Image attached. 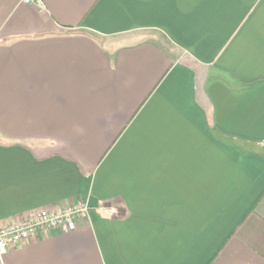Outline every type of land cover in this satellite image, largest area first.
Listing matches in <instances>:
<instances>
[{
	"label": "crops",
	"instance_id": "1",
	"mask_svg": "<svg viewBox=\"0 0 264 264\" xmlns=\"http://www.w3.org/2000/svg\"><path fill=\"white\" fill-rule=\"evenodd\" d=\"M40 2L0 0V223L91 209L0 264H264V0Z\"/></svg>",
	"mask_w": 264,
	"mask_h": 264
},
{
	"label": "built area",
	"instance_id": "2",
	"mask_svg": "<svg viewBox=\"0 0 264 264\" xmlns=\"http://www.w3.org/2000/svg\"><path fill=\"white\" fill-rule=\"evenodd\" d=\"M25 1L28 3L38 2L43 7L40 0ZM103 206L108 207L104 202ZM90 209L87 201L78 199L50 208L33 209L22 218L0 223V242L4 244V251L0 252V259L11 246L26 241L40 232L48 230L68 232L75 230L78 221L89 216Z\"/></svg>",
	"mask_w": 264,
	"mask_h": 264
},
{
	"label": "clouds",
	"instance_id": "3",
	"mask_svg": "<svg viewBox=\"0 0 264 264\" xmlns=\"http://www.w3.org/2000/svg\"><path fill=\"white\" fill-rule=\"evenodd\" d=\"M103 201L104 200L100 201V206L97 208V213L101 216L102 219H112V215L114 213H117L118 207L116 205H113L111 207H104ZM124 206L127 207V202L125 199H124V203L121 204L120 207H124ZM3 251H4V244L0 242V252H3Z\"/></svg>",
	"mask_w": 264,
	"mask_h": 264
}]
</instances>
